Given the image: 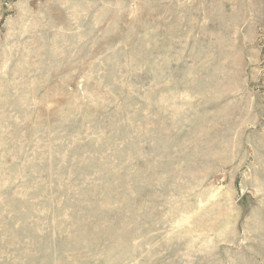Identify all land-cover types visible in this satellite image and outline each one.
Listing matches in <instances>:
<instances>
[{
  "label": "rangeland",
  "instance_id": "374dc122",
  "mask_svg": "<svg viewBox=\"0 0 264 264\" xmlns=\"http://www.w3.org/2000/svg\"><path fill=\"white\" fill-rule=\"evenodd\" d=\"M0 264H264V0H0Z\"/></svg>",
  "mask_w": 264,
  "mask_h": 264
}]
</instances>
